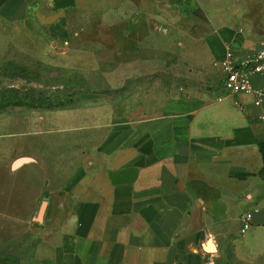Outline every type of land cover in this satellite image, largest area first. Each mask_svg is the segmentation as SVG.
<instances>
[{
	"label": "crops",
	"instance_id": "obj_1",
	"mask_svg": "<svg viewBox=\"0 0 264 264\" xmlns=\"http://www.w3.org/2000/svg\"><path fill=\"white\" fill-rule=\"evenodd\" d=\"M107 5L0 0V37L42 59L112 13ZM161 6L178 10L190 32L184 45L198 74L186 94L163 89L157 112L102 122L65 150L47 139L42 118L27 131L24 119L0 117V248L22 246L34 264H264V78L253 79L257 105L255 95L223 89L221 68L229 52L261 50L264 31L242 0Z\"/></svg>",
	"mask_w": 264,
	"mask_h": 264
},
{
	"label": "rangeland",
	"instance_id": "obj_2",
	"mask_svg": "<svg viewBox=\"0 0 264 264\" xmlns=\"http://www.w3.org/2000/svg\"><path fill=\"white\" fill-rule=\"evenodd\" d=\"M120 1L107 0L108 8L116 4L112 13L95 15L84 31L74 29L67 45L50 47L42 59L0 37V117L24 119L27 131L34 118H42V131L53 133L47 139L65 150L72 135H94L102 122L112 127L157 112L163 89L186 94L198 72L188 59L192 46L184 45L190 32L181 28L183 15L166 11L161 5L167 0H138L143 10L137 15ZM242 1L255 28L264 31V0ZM28 97L40 108L29 105ZM23 248H0V264H34Z\"/></svg>",
	"mask_w": 264,
	"mask_h": 264
},
{
	"label": "built area",
	"instance_id": "obj_3",
	"mask_svg": "<svg viewBox=\"0 0 264 264\" xmlns=\"http://www.w3.org/2000/svg\"><path fill=\"white\" fill-rule=\"evenodd\" d=\"M223 72V89L230 95H255L257 105L261 104L262 92L255 89L253 79L264 78V45L261 50L253 55H240L229 52L221 64ZM219 98L218 101H222ZM252 214L244 218V230L251 228Z\"/></svg>",
	"mask_w": 264,
	"mask_h": 264
},
{
	"label": "trees",
	"instance_id": "obj_4",
	"mask_svg": "<svg viewBox=\"0 0 264 264\" xmlns=\"http://www.w3.org/2000/svg\"><path fill=\"white\" fill-rule=\"evenodd\" d=\"M27 103H29V105H32V106L34 105L33 108H40L38 106L37 107L35 106L36 105V102H33V99L30 98V97H28Z\"/></svg>",
	"mask_w": 264,
	"mask_h": 264
},
{
	"label": "water",
	"instance_id": "obj_5",
	"mask_svg": "<svg viewBox=\"0 0 264 264\" xmlns=\"http://www.w3.org/2000/svg\"><path fill=\"white\" fill-rule=\"evenodd\" d=\"M209 251H214V247L212 245L209 246L208 248Z\"/></svg>",
	"mask_w": 264,
	"mask_h": 264
}]
</instances>
